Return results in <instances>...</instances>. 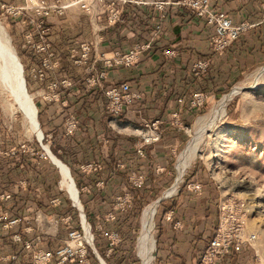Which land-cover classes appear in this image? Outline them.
I'll use <instances>...</instances> for the list:
<instances>
[{"label": "crops", "instance_id": "0c3cea01", "mask_svg": "<svg viewBox=\"0 0 264 264\" xmlns=\"http://www.w3.org/2000/svg\"><path fill=\"white\" fill-rule=\"evenodd\" d=\"M57 1L68 3L73 0ZM77 1L66 8L62 16L47 19L45 39L58 62L51 77H68L72 87L62 96L67 101L66 106L39 99L42 134L51 135L50 139H43L41 143L44 147L48 144L50 151L52 147L55 155L51 153L67 166L77 187L78 182L80 187H88V192L80 191L83 199L82 203L79 200L80 207L86 219L96 223L111 208L115 194L128 191L133 197L137 194V197L145 198L163 186L165 178L171 174L172 155L186 143L187 132L170 125L172 113L179 112L182 121L188 124L198 117V110L188 108L191 93L204 91L212 99L264 59V0H222L216 4V8L227 13L234 22L247 21L252 24L220 55L211 52L212 28L203 19L194 17L175 4L166 5L160 12L153 7V2L162 0H143L144 3L140 4L110 0L108 6L112 5L120 12L118 22L111 25L105 18L107 12L105 14L99 10L95 2L90 3L94 0ZM156 25L159 27L155 28ZM29 29L33 35L32 39L27 40L26 68L37 64L41 57L34 49V44L39 40L37 31L34 26ZM147 41L151 47L135 66L107 70L103 80L105 85L125 81L140 94L139 100L127 106L121 117H110L104 110L102 88L87 89L83 80L102 68L103 55L115 50L125 52L135 42ZM83 42L90 44L89 59L75 65L71 50ZM164 48L175 50V56L165 58L161 53ZM199 58L209 59L210 64L205 73L196 76L190 72L189 66ZM39 88L36 82L30 81L28 84V90L35 98H38L36 94ZM67 111L77 116L79 129L64 138L61 136V126ZM155 118L162 121L160 140L144 146V157H140L135 153L134 145L138 137L134 129L139 128L143 121ZM36 140L34 146H28L30 151L20 149L21 144H9L0 136V215L8 212L17 216L20 223L15 227L16 232L29 239L40 235L42 241L38 246L51 247L65 238L66 229L77 226V211L62 195L57 207H49V200L60 194L56 185L60 174L48 156H41V148ZM88 161L101 162L100 174L84 176L79 173L77 166ZM157 166L163 167L164 172L156 174ZM131 170L145 174L144 186L139 189L129 186L127 177ZM99 179L104 182L101 189L95 188V182ZM4 195L10 197L4 199ZM195 199L188 192L167 203V210L173 209L181 228L174 229L171 222L162 219L158 233L159 248L155 253L158 264H194L198 257L195 250L206 245L212 236L210 215L206 211L200 216L192 209ZM64 216H70V225L52 222ZM25 226H31L32 231L23 232ZM238 249L233 247L230 255L218 264H242L241 261H234L240 255ZM12 254L16 255V259H5ZM0 264H30L21 244L12 242L8 233L1 229Z\"/></svg>", "mask_w": 264, "mask_h": 264}, {"label": "built area", "instance_id": "2783aa9c", "mask_svg": "<svg viewBox=\"0 0 264 264\" xmlns=\"http://www.w3.org/2000/svg\"><path fill=\"white\" fill-rule=\"evenodd\" d=\"M121 3H144L143 0H119ZM222 0H162L153 2V7L160 12H163L166 5L175 4L189 11L194 17L203 19L205 24L212 28L213 34L210 40L211 52L220 55L242 34L248 31L252 24L247 21L234 22L231 17L219 8L216 4ZM239 1V0H235ZM73 0L68 3H60L57 0H26L24 6H12L0 0V9L9 17H19L24 10L30 12L32 18L28 24L34 26L38 35V42L34 44V49L41 54L37 64L26 68V74L30 81L36 82L40 88L36 96L45 102H59L66 106V99H62L65 92L72 87V81L68 77H51L54 69L58 66L57 59L54 52L45 39L47 32V19L52 16H62L69 6L78 3ZM86 11L89 8L84 6ZM163 15H161L162 17ZM120 18L119 9L109 5L107 10L106 20L108 24H115ZM262 19L264 20V7L262 11ZM156 25L155 28H158ZM32 32L26 36L27 40L32 39ZM151 47L150 42H135L130 49L125 52L118 50L110 52L108 55H103L101 58L102 68L95 74L84 78L83 83L87 89L99 87L103 90L104 96V110L107 115L113 118L122 116L124 109L139 100L140 94L133 90L128 82H119L117 84L105 85L103 80L106 78L107 70L113 67L131 68L135 66L141 57L149 51ZM162 55L165 58H173L176 54L175 50L164 48ZM90 54V44L83 42L77 48L71 50L72 63L75 65L87 62ZM209 59L199 58L194 60L190 66V72L196 76L205 73L209 67ZM210 99V95L204 91H194L188 99V108L190 110H200L205 107ZM162 121L158 118L145 120L137 131V141L134 145L135 153L144 157V146L151 145L160 140ZM170 125L177 127L184 132H187L189 127L180 118L179 112H173L171 115ZM79 129V121L77 116L72 111H67L64 116L61 126V136L64 138L70 137ZM51 135H41L38 139L41 148V156H48L45 147L48 144L41 143L43 139H50ZM20 149L30 150L28 146L21 144ZM32 151V150H30ZM118 166H122L119 164ZM78 171L82 175H98L102 170V164L99 161H88L80 163ZM164 172V168L157 166L155 168L156 174ZM128 184L131 188L139 189L146 183V176L144 173L131 170L127 177ZM75 184V183H74ZM103 180L99 179L95 182V188H103ZM76 186V184H75ZM188 190L199 192L200 188L188 184ZM77 189L78 192H88V187L83 186ZM60 194L54 196L49 200V207L55 208L60 204L61 196L65 195L64 191L58 186ZM62 195V196H63ZM4 199H8L10 195H4ZM70 204L77 211V219L79 223L75 227L66 229L65 238L58 244L51 247H40L38 244L42 241V236H35L33 239L22 237L21 233L15 231V227L19 225L20 219L17 216H12L8 212H3L0 215V229L7 232L9 238L14 243H20L22 250L28 255L30 264H92L93 258L97 264L106 262L100 257L94 245V237L89 244L85 237L82 225V219L78 206H75L71 200ZM114 202V204H113ZM135 209L133 195L126 191L115 194L112 199L111 208L97 221L94 229L102 235L106 242V249L104 251L105 257L108 258L114 249L123 241L120 232L116 229H111V225L116 216L123 213H129ZM163 219L171 222L174 229H180L181 223L175 219L173 209L164 212ZM72 219L70 216L59 217L52 220L53 223H62L63 225H70ZM245 215L242 210L233 203V199L221 201L217 205V217L212 236L207 241L203 253L198 257L197 264H218L221 260L227 258L233 247L238 248L244 242L249 243L255 240L254 234L244 236ZM90 229V225H89ZM32 231L31 226L23 227V232L29 233ZM93 235V234H92ZM7 260L16 259V255L12 254L5 257ZM103 261V263L100 261Z\"/></svg>", "mask_w": 264, "mask_h": 264}, {"label": "rangeland", "instance_id": "374dc122", "mask_svg": "<svg viewBox=\"0 0 264 264\" xmlns=\"http://www.w3.org/2000/svg\"><path fill=\"white\" fill-rule=\"evenodd\" d=\"M108 1L110 0H94L90 3L95 2L100 8L99 10H103L102 12L106 14ZM25 3L26 1L22 0L7 4L24 6ZM31 18L32 16L27 10H24L19 17L13 18L5 15L0 9V26L5 31L10 45L22 65L26 90L29 95L24 60L29 50L26 36L32 32L29 29L31 24H28ZM241 88L244 89L241 90ZM225 95H228L229 98L223 112H216L219 100ZM30 96L36 106L37 119L42 131L39 98ZM11 103L12 99L5 87L0 86V136L9 144L12 142L34 146L38 137L27 131V120L14 105L11 106ZM213 114L215 115L214 123L202 132L199 142L200 149L185 169L177 192L162 198L153 212V231L151 233L154 240V253L159 248L158 233L162 226L164 212L167 211V203L181 194L190 192L194 199L196 198L192 201L196 202L192 209L200 216L206 211L210 215V220H212L209 227L211 228V230L209 229L210 234L213 233L215 227L214 220L217 217L218 203L233 199V203L245 215L244 236L255 235L253 242H244L238 247L240 255L238 258L235 257L234 261H241L242 264H264V59L259 64L251 66L237 80L228 84L218 96L210 98L204 108L198 110L196 120L192 124L186 123L189 127L186 133V143L172 155L171 174L165 178L163 186L150 192L145 198L137 197L136 194L134 211L129 214H119L116 216L117 220L109 225L111 229L118 230L123 238L122 243L114 249L115 256L111 261L113 264H141L136 255V238L140 229L141 210L146 204L160 198L163 193L165 194L174 181L175 164L179 153L184 150L188 141L194 138V132L199 131L202 120ZM59 179L56 181L57 186ZM188 184L199 187L200 191L188 190L186 188ZM81 195L82 193L79 192L80 202ZM86 220L95 238L99 232L92 228V223L88 219ZM204 249L205 245L202 248H197L195 255L199 257ZM198 257L194 264L199 262ZM151 262L158 264L156 254Z\"/></svg>", "mask_w": 264, "mask_h": 264}, {"label": "bare ground", "instance_id": "6f19581e", "mask_svg": "<svg viewBox=\"0 0 264 264\" xmlns=\"http://www.w3.org/2000/svg\"><path fill=\"white\" fill-rule=\"evenodd\" d=\"M20 68H22V65L16 57L9 43V40L7 39L5 31L0 26V81L2 82L3 87H5V90L12 99L11 106L14 105L15 108L18 109L27 120V131L35 134L38 139H40L41 129L38 119L35 116V113H37L36 106L32 101V97L30 96L31 94L27 95L23 91L22 84L20 83L19 78ZM228 98L229 96L225 95L219 100L216 112H223ZM214 118L215 115L213 114L202 120L200 124L201 127L198 129L199 131L194 132V138L188 141L184 150L179 153L175 164L174 181L166 190L165 194L162 192L163 194L161 195V198L169 197L177 192L185 169L188 167L191 159L195 156L198 149H200L199 142L202 132L214 123ZM45 149L46 153L48 154L50 149L48 148L47 150V147H45ZM53 163L59 169L60 179L58 181V186L64 191L69 200H71L75 206H78V211L80 210L79 212L84 215L85 220H82L84 237L86 241L91 244L93 235L89 229V223L86 220L84 210L82 207H80L81 204L79 202V192L77 197V189L71 177L69 169L59 160L54 159ZM158 202L157 199L153 200L146 204L141 210L140 229L136 238V255L138 256L141 264H152L151 261L154 257L155 247L151 232L153 231V212L157 207ZM100 261L103 263L101 259Z\"/></svg>", "mask_w": 264, "mask_h": 264}, {"label": "trees", "instance_id": "16d2710c", "mask_svg": "<svg viewBox=\"0 0 264 264\" xmlns=\"http://www.w3.org/2000/svg\"><path fill=\"white\" fill-rule=\"evenodd\" d=\"M26 76H27V74H26ZM27 80H28V84H29L30 80H29L28 76H27ZM51 151L55 155L52 147H51ZM84 176H86V175H84ZM79 187H80V185H79V182H78V188ZM82 201H83V199H82ZM86 216H87V218H89L87 212H86ZM94 225H95V223H92L91 224V226H92L93 229H94ZM78 228H79V223H78ZM94 244H95L96 250L98 251V253L100 254V256L104 259V261L106 262V264H113L111 261H112L113 257L115 256V252H112V254L108 258L105 257L104 251L106 249V242L102 238V235L100 233H98L97 236L94 238ZM93 262H95L97 264V262L95 261L94 258H93Z\"/></svg>", "mask_w": 264, "mask_h": 264}, {"label": "water", "instance_id": "95a60500", "mask_svg": "<svg viewBox=\"0 0 264 264\" xmlns=\"http://www.w3.org/2000/svg\"><path fill=\"white\" fill-rule=\"evenodd\" d=\"M19 78H20V83L22 84V88H23V91H24V93L25 94H27L28 95V93H27V90H26V85H25V80H24V77H23V69L22 68H20V76H19ZM17 82V81H16ZM0 86L2 87L3 85H2V82L0 81ZM242 89H244V88H241V90ZM25 101V100H24ZM35 116L37 117V113H35ZM41 135H42V131H41ZM47 150H48V148H47ZM48 155V157L51 159V161L53 162L54 161V159L55 160H58L50 151H49V153L47 154ZM162 198L160 197V198H158L157 199V202L158 201H160ZM78 200V199H77ZM80 211V210H79ZM81 213V212H80ZM80 216H81V219L84 221L85 220V218H84V215H82V213L80 214ZM154 255H155V253H154Z\"/></svg>", "mask_w": 264, "mask_h": 264}]
</instances>
